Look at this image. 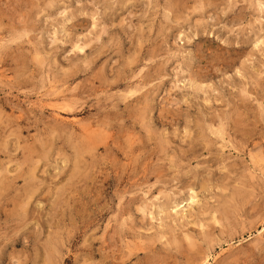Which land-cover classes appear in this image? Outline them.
<instances>
[{"label": "rangeland", "instance_id": "rangeland-1", "mask_svg": "<svg viewBox=\"0 0 264 264\" xmlns=\"http://www.w3.org/2000/svg\"><path fill=\"white\" fill-rule=\"evenodd\" d=\"M0 264H264V0H0Z\"/></svg>", "mask_w": 264, "mask_h": 264}, {"label": "bare ground", "instance_id": "bare-ground-1", "mask_svg": "<svg viewBox=\"0 0 264 264\" xmlns=\"http://www.w3.org/2000/svg\"><path fill=\"white\" fill-rule=\"evenodd\" d=\"M245 132V131H244ZM35 192V191H34ZM33 195V194H32ZM224 213V212H223ZM54 253V252H53ZM50 262V261H49Z\"/></svg>", "mask_w": 264, "mask_h": 264}]
</instances>
